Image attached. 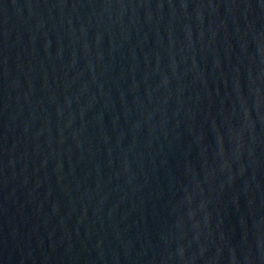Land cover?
<instances>
[{"label":"water","instance_id":"1","mask_svg":"<svg viewBox=\"0 0 264 264\" xmlns=\"http://www.w3.org/2000/svg\"><path fill=\"white\" fill-rule=\"evenodd\" d=\"M0 264H264V0H0Z\"/></svg>","mask_w":264,"mask_h":264}]
</instances>
